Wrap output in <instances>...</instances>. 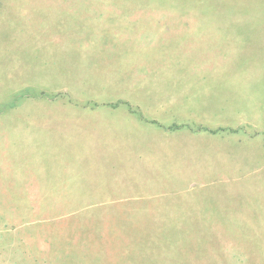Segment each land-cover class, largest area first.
<instances>
[{"label":"rangeland","instance_id":"rangeland-1","mask_svg":"<svg viewBox=\"0 0 264 264\" xmlns=\"http://www.w3.org/2000/svg\"><path fill=\"white\" fill-rule=\"evenodd\" d=\"M185 1L0 0V264H264V0Z\"/></svg>","mask_w":264,"mask_h":264},{"label":"trees","instance_id":"trees-1","mask_svg":"<svg viewBox=\"0 0 264 264\" xmlns=\"http://www.w3.org/2000/svg\"><path fill=\"white\" fill-rule=\"evenodd\" d=\"M187 1L184 0V3H186ZM190 10L192 11H198V10H204V11H207L206 8L208 9L209 7H205L203 6L202 4H199V2H197V4H193V5H190L188 7ZM199 12V11H198ZM176 128H178V126H176ZM67 211V210H66ZM206 228V227H205Z\"/></svg>","mask_w":264,"mask_h":264},{"label":"crops","instance_id":"crops-1","mask_svg":"<svg viewBox=\"0 0 264 264\" xmlns=\"http://www.w3.org/2000/svg\"><path fill=\"white\" fill-rule=\"evenodd\" d=\"M176 126L180 127L179 124L176 125ZM206 131L209 132V133H212V132L215 131V130L209 129V130H206Z\"/></svg>","mask_w":264,"mask_h":264}]
</instances>
